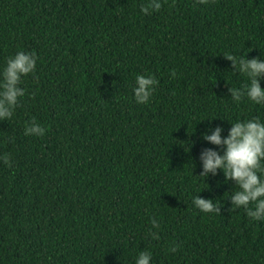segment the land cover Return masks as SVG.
<instances>
[{
	"label": "trees",
	"instance_id": "trees-1",
	"mask_svg": "<svg viewBox=\"0 0 264 264\" xmlns=\"http://www.w3.org/2000/svg\"><path fill=\"white\" fill-rule=\"evenodd\" d=\"M147 3L0 0V68L38 56L0 121V264H135L142 250L151 264H264V222L230 211L234 181L199 176L201 151H220L205 131L264 119V105L232 101L248 80L224 56L264 53V0H163L144 15ZM138 74L159 81L147 105ZM33 120L43 136L24 134Z\"/></svg>",
	"mask_w": 264,
	"mask_h": 264
},
{
	"label": "clouds",
	"instance_id": "clouds-1",
	"mask_svg": "<svg viewBox=\"0 0 264 264\" xmlns=\"http://www.w3.org/2000/svg\"><path fill=\"white\" fill-rule=\"evenodd\" d=\"M197 4H207L208 0H196ZM163 7V0H148L146 6L141 7L144 15L159 12ZM225 58L232 61L234 73L246 76L248 83L241 88L230 87L231 99L234 103H240L244 98L255 105H264V87L261 80L264 79V53L260 57L248 59L247 56L240 58L225 53ZM38 56L33 52L18 51L14 56L7 59L5 65L0 68V121L11 120L20 98L26 94L25 88L21 87L22 78L35 74ZM172 77L176 71L172 70ZM159 81L154 75L138 74L135 77L133 96L136 104L147 105ZM222 118V117H221ZM213 119L209 120L210 122ZM231 127L227 136H222L224 128L217 125L214 129L209 128L202 135V139L218 146L220 151L214 148H205L200 153L202 172L200 177L206 179L210 175H217L222 171L225 183L234 181L235 191L228 198L231 200L230 211L244 209L248 218L252 221L264 222V119L260 116L251 119L230 121ZM45 128L33 120L26 125V136L41 137L45 134ZM222 152V154H221ZM4 163L9 164L7 156L3 157ZM214 200L202 198L199 194L193 196L191 203L200 212L205 214H221V206L214 204ZM152 229L149 232L153 240H159V222L151 220ZM176 252L177 248L170 249ZM152 254L142 250L135 257V264H151Z\"/></svg>",
	"mask_w": 264,
	"mask_h": 264
}]
</instances>
